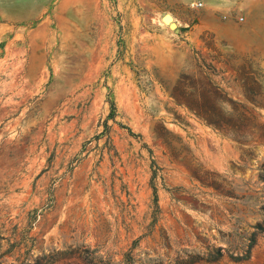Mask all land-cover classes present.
Listing matches in <instances>:
<instances>
[{
	"label": "rangeland",
	"instance_id": "rangeland-1",
	"mask_svg": "<svg viewBox=\"0 0 264 264\" xmlns=\"http://www.w3.org/2000/svg\"><path fill=\"white\" fill-rule=\"evenodd\" d=\"M263 162L264 0H0V264H264Z\"/></svg>",
	"mask_w": 264,
	"mask_h": 264
},
{
	"label": "trees",
	"instance_id": "trees-1",
	"mask_svg": "<svg viewBox=\"0 0 264 264\" xmlns=\"http://www.w3.org/2000/svg\"><path fill=\"white\" fill-rule=\"evenodd\" d=\"M189 110L193 111V113L202 119L207 125L214 127V128H222L227 127L231 133H237V136H231L232 139L239 143H244L247 141L246 138H241L243 130L241 122L235 123L234 121L224 120L221 119L220 121H215L206 116L202 110H200V106H195L192 108L191 106L185 105ZM131 134V132L128 130ZM258 176L262 181L261 191L263 195L261 196L260 200L256 204L255 210L258 213V218L252 222V224L248 225L249 229H240L238 234L239 242L233 248L234 250L228 254L229 258L235 262H242L249 257L250 249L256 242L257 236L264 230V162L258 168ZM152 213H151V220H155V213L158 210L157 206V196H156V189L152 186ZM229 196V195H228ZM232 197V196H231ZM243 197V196H242ZM249 198V196L247 197ZM222 250H226L221 246H216L215 248L209 249L206 252L199 253V252H190L186 250H182L184 253L182 255H178L175 257L174 260L168 263H163L162 261H153L146 264H190L196 261H203V262H213L216 261L222 254ZM33 264H39L35 261Z\"/></svg>",
	"mask_w": 264,
	"mask_h": 264
},
{
	"label": "bare ground",
	"instance_id": "bare-ground-1",
	"mask_svg": "<svg viewBox=\"0 0 264 264\" xmlns=\"http://www.w3.org/2000/svg\"><path fill=\"white\" fill-rule=\"evenodd\" d=\"M172 19H171V17L170 16H168L167 15V17L166 18H164V22L165 21H167V22H169V23H172V21H171ZM174 26V23H173V25L172 26H170V27H173Z\"/></svg>",
	"mask_w": 264,
	"mask_h": 264
},
{
	"label": "water",
	"instance_id": "water-1",
	"mask_svg": "<svg viewBox=\"0 0 264 264\" xmlns=\"http://www.w3.org/2000/svg\"><path fill=\"white\" fill-rule=\"evenodd\" d=\"M166 17H167V14H164L163 17H162L163 20H164V18H166ZM172 25H173V23H170L169 27L172 26ZM172 28H173V30H175V24H174V26H173Z\"/></svg>",
	"mask_w": 264,
	"mask_h": 264
},
{
	"label": "built area",
	"instance_id": "built-area-1",
	"mask_svg": "<svg viewBox=\"0 0 264 264\" xmlns=\"http://www.w3.org/2000/svg\"><path fill=\"white\" fill-rule=\"evenodd\" d=\"M199 5H200V3H198V2H191L192 7L199 6Z\"/></svg>",
	"mask_w": 264,
	"mask_h": 264
}]
</instances>
